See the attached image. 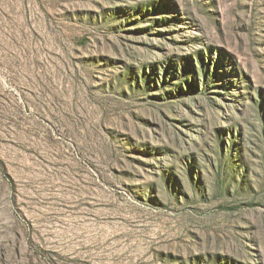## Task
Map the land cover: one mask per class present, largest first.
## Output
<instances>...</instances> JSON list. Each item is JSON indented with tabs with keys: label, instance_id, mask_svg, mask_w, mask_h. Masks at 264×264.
I'll list each match as a JSON object with an SVG mask.
<instances>
[{
	"label": "rangeland",
	"instance_id": "rangeland-1",
	"mask_svg": "<svg viewBox=\"0 0 264 264\" xmlns=\"http://www.w3.org/2000/svg\"><path fill=\"white\" fill-rule=\"evenodd\" d=\"M0 264H264V0H0Z\"/></svg>",
	"mask_w": 264,
	"mask_h": 264
}]
</instances>
